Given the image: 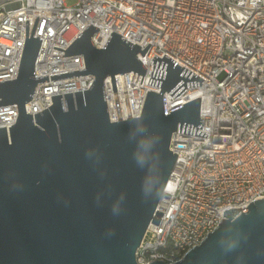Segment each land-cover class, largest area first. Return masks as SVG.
Listing matches in <instances>:
<instances>
[{
    "label": "water",
    "instance_id": "1",
    "mask_svg": "<svg viewBox=\"0 0 264 264\" xmlns=\"http://www.w3.org/2000/svg\"><path fill=\"white\" fill-rule=\"evenodd\" d=\"M25 42L15 78L0 81V105L16 103L14 124L0 127V264H141L135 250L151 221L176 152L169 139L177 131L206 136L199 115V96L165 111L164 91L173 97L202 78L175 60L154 55L142 111L132 117L124 72L143 75L141 49L112 31L97 47L89 24L64 50L83 53L85 68L51 74L52 79L91 73L89 88L51 95L48 108L32 114L24 103L37 82L34 62L42 39ZM133 72L131 78L133 76ZM120 73L128 117L122 119L114 81ZM111 76L118 120L110 121L103 80ZM137 77V76H136ZM130 78V79H131ZM142 78V76H141ZM141 78L140 81L141 82ZM136 81V79H135ZM225 208L218 224L178 260L149 264H264V197Z\"/></svg>",
    "mask_w": 264,
    "mask_h": 264
},
{
    "label": "built area",
    "instance_id": "2",
    "mask_svg": "<svg viewBox=\"0 0 264 264\" xmlns=\"http://www.w3.org/2000/svg\"><path fill=\"white\" fill-rule=\"evenodd\" d=\"M37 16L32 36L44 22L34 76L48 80L37 82L24 103L32 116L50 106L51 95L74 94L91 85V73L50 77L85 68L83 53L48 58L64 54L53 46L66 49L90 23L99 28L91 35L97 47L112 31L141 49L150 43L143 55L137 53L143 75L123 73L132 117L140 115L147 91L159 90L148 83L154 55L166 54L202 78L177 96L163 93L166 112L199 96L198 129L207 135L177 127L171 133L168 148L176 152L172 186L164 187L156 206L162 216L158 225L148 223L135 250L137 262L178 260L218 224L223 209L245 211L249 202L264 197V0H0V81L17 76L26 19L29 37ZM114 81L125 119L120 73ZM103 90L108 118L118 120L110 75ZM17 115L16 103L0 105V127L7 134Z\"/></svg>",
    "mask_w": 264,
    "mask_h": 264
},
{
    "label": "bare ground",
    "instance_id": "3",
    "mask_svg": "<svg viewBox=\"0 0 264 264\" xmlns=\"http://www.w3.org/2000/svg\"><path fill=\"white\" fill-rule=\"evenodd\" d=\"M172 186V180L169 178V180L166 183L165 191L168 190Z\"/></svg>",
    "mask_w": 264,
    "mask_h": 264
},
{
    "label": "rangeland",
    "instance_id": "4",
    "mask_svg": "<svg viewBox=\"0 0 264 264\" xmlns=\"http://www.w3.org/2000/svg\"><path fill=\"white\" fill-rule=\"evenodd\" d=\"M76 0H65V2L67 3V4H72V3H74Z\"/></svg>",
    "mask_w": 264,
    "mask_h": 264
}]
</instances>
